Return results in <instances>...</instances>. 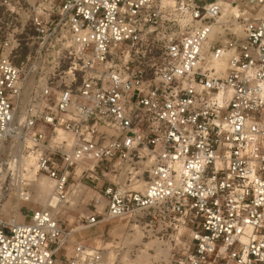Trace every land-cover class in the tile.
I'll return each instance as SVG.
<instances>
[{"label":"built area","instance_id":"built-area-1","mask_svg":"<svg viewBox=\"0 0 264 264\" xmlns=\"http://www.w3.org/2000/svg\"><path fill=\"white\" fill-rule=\"evenodd\" d=\"M0 6L20 23L0 36V264H107L84 240L63 253L74 230L27 205L39 174L64 202L93 189L84 227H142L164 264H264V16L224 20L223 0ZM27 28L37 47L17 61Z\"/></svg>","mask_w":264,"mask_h":264},{"label":"rangeland","instance_id":"rangeland-1","mask_svg":"<svg viewBox=\"0 0 264 264\" xmlns=\"http://www.w3.org/2000/svg\"><path fill=\"white\" fill-rule=\"evenodd\" d=\"M232 1L233 0H223V2L229 4H231ZM231 5L233 10L228 12L225 11L226 7L223 4L222 18L224 20L233 15L240 17L264 16V6L253 8L248 3V0H235ZM19 25L20 23L16 22L14 18H9L3 7L0 6V36L10 31L12 27L14 28V26ZM237 26L235 30L240 33ZM33 35V29L27 28L26 32L21 36V46L18 50V56L16 57L17 61L25 59L27 55L37 47V43L33 41ZM48 52H52V49H49ZM37 178L38 181L34 183V193L31 196L32 202L27 205L29 207L44 206V203H46L45 206H49L48 204L50 201L46 195H51V193L47 194L49 191H45L42 183L45 181L49 184H53V182L45 175L39 174ZM94 196H97V193L93 191V189H90L86 185L76 186L74 182L68 200L63 204L57 202L56 206L54 205V208L58 209L57 218L61 220L67 229L74 230L69 244L63 250V253H65L67 257L72 254L75 241L84 240L91 247L100 249L104 253L107 264H164V261L160 259L162 257H157V252L155 250L157 246L155 247V245L158 244L163 249H165L166 246L159 243L160 241L153 237H146L142 227H131L129 223L123 219L104 222L93 227H84L86 225V219L91 216L93 208L90 202ZM51 198L55 200L53 196H51ZM16 203L17 198L14 194H11V196L5 200L4 209L10 211V209H14ZM19 216L22 217L21 214H19ZM145 243L148 244L146 245L148 257L139 260V256L142 255V250L146 248L144 246ZM150 244L153 245L151 246Z\"/></svg>","mask_w":264,"mask_h":264},{"label":"bare ground","instance_id":"bare-ground-1","mask_svg":"<svg viewBox=\"0 0 264 264\" xmlns=\"http://www.w3.org/2000/svg\"><path fill=\"white\" fill-rule=\"evenodd\" d=\"M223 4H224V6L226 7L225 8V11H228V12H231L232 10H233V8H232V5L231 4H229V3H227V2H223ZM236 16V15H235ZM239 17V16H238ZM237 29H239L240 30V27H239V25L237 26ZM223 66H224V62H223ZM26 167L27 168H29V167H31V171H32V173H34V172H36L37 170H36V166L34 165V162H33V159L32 158H27V160H26ZM141 173V171H139L137 174H140ZM38 178H37V176H36V181L35 182H37L38 180H37ZM43 184V186H44V189H45V191L47 190V194H49V193H51V195L49 194V195H46V197L47 198H49V206H52V207H54V205L56 206V203L58 202V203H60V204H63L64 203V201H61L60 199H58L56 196H55V194H54V186H53V184L51 183V184H49V183H47V182H43L42 183ZM143 183H141V185H139V188H138V186L136 187V188H138L139 190L140 189H142L143 188ZM42 192H44V191H42ZM51 196H53L54 198H55V200L53 199V198H51ZM50 199H52V200H50ZM44 201V200H43ZM46 202V201H45ZM69 202V201H68ZM45 205H46V203H44ZM44 205V206H45ZM58 206V205H57ZM40 207H43V205H40ZM17 216H19V213H17L16 214ZM15 215V216H16ZM159 242V241H158ZM159 243H161V242H159ZM157 244V243H156ZM146 245H148L147 243H145L144 244V246L146 247L144 250H142V255H140L139 256V260L141 259V258H143V259H146L147 257H148V252H146L147 251V246ZM151 245V244H150ZM153 245V244H152ZM151 245V246H152ZM157 246V247H156ZM149 247V246H148ZM154 247V246H153ZM155 250H156V252H157V257H162V258H165L166 259V257L168 256V252H167V250H168V248H165V249H163L161 246H159L158 244L157 245H155ZM109 254V253H108ZM161 259V258H160ZM130 264V263H129Z\"/></svg>","mask_w":264,"mask_h":264}]
</instances>
